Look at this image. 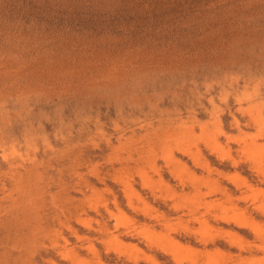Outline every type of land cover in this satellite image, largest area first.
Returning <instances> with one entry per match:
<instances>
[{
  "label": "rangeland",
  "instance_id": "rangeland-1",
  "mask_svg": "<svg viewBox=\"0 0 264 264\" xmlns=\"http://www.w3.org/2000/svg\"><path fill=\"white\" fill-rule=\"evenodd\" d=\"M0 264H264V0H0Z\"/></svg>",
  "mask_w": 264,
  "mask_h": 264
}]
</instances>
